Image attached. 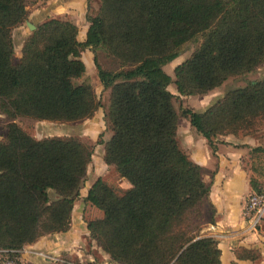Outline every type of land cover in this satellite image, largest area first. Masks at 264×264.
I'll list each match as a JSON object with an SVG mask.
<instances>
[{
	"label": "trees",
	"instance_id": "16d2710c",
	"mask_svg": "<svg viewBox=\"0 0 264 264\" xmlns=\"http://www.w3.org/2000/svg\"><path fill=\"white\" fill-rule=\"evenodd\" d=\"M26 1L0 0V114L9 120L0 140V259L70 228L92 144L79 136L36 139L15 119L91 118L100 102L88 82L76 83L89 49L108 91L103 120L110 136L99 134L96 143L104 146V163L129 184L123 192L100 177L91 184L84 200L101 216L86 221L89 237L118 264H220L218 241L202 234L215 222L210 184L178 140L176 96L168 87L205 95L262 64L264 0H99L98 11L85 14L84 41L74 23L52 17L30 31L15 58L13 31L27 20ZM195 42L172 78L163 67ZM99 48L117 70L99 64ZM180 116L212 151L218 136L262 139L264 76ZM251 151L264 154V147ZM249 185V194L260 191L253 177Z\"/></svg>",
	"mask_w": 264,
	"mask_h": 264
},
{
	"label": "crops",
	"instance_id": "0c3cea01",
	"mask_svg": "<svg viewBox=\"0 0 264 264\" xmlns=\"http://www.w3.org/2000/svg\"><path fill=\"white\" fill-rule=\"evenodd\" d=\"M87 1L27 0L28 17L26 21L36 27L37 24L48 18L68 19L78 27L77 39L84 41L88 28V22L85 19ZM29 33L30 30L25 23L13 31L14 50L18 58L21 56L23 41ZM83 55L82 53L81 58L84 62ZM84 75L82 77H85ZM82 81L84 80L79 82ZM170 91L174 94L172 90ZM208 106L196 111H204ZM177 137L189 158L202 168L203 181L210 184L208 199L215 209V222L214 224H207L202 229V234L214 237L218 241L220 264H264V221L256 230L251 231L241 216L244 199L251 190L250 177H253L260 186L264 185V166L260 167L253 163L256 156L253 157L251 151L257 146L264 147V130L262 139L241 135L218 136L214 140L216 149L212 151L207 140L196 133L189 122L180 119L178 120ZM97 149L100 151V157L103 161V144L97 145L96 151ZM93 157L92 154L91 159ZM98 177L101 178V176L96 178ZM95 179L80 189L79 197L81 199L85 198ZM76 205L77 201H75L72 209L69 230L42 236L36 242L24 246L19 253L22 264H50L56 260L60 262L57 264H63L60 255L64 252L72 253L75 251L78 256L81 254L78 248L82 238L74 237L76 235L74 227L79 221L82 222L79 218L76 220L74 217ZM92 208L96 209L93 206ZM96 210L99 212L98 217H100L101 212ZM83 226L84 235L89 236L86 224L83 223ZM250 250L256 251L257 258L255 261L249 258H240L236 254V252L245 253ZM39 254L49 258L44 260ZM90 256L87 260L89 262L93 260Z\"/></svg>",
	"mask_w": 264,
	"mask_h": 264
},
{
	"label": "rangeland",
	"instance_id": "374dc122",
	"mask_svg": "<svg viewBox=\"0 0 264 264\" xmlns=\"http://www.w3.org/2000/svg\"><path fill=\"white\" fill-rule=\"evenodd\" d=\"M89 1V10L86 7V12H90V14H95L99 8V0H88ZM86 14V13H85ZM198 43H187L184 45L181 50L180 55L166 64L163 68L167 74H169L173 78V67L184 61L191 52L197 47ZM83 59L86 64L85 77H81V79H76V83H79L80 80H84L88 82L100 102V107L96 110L94 115L85 120L74 121V122H66V121H37L30 118H17L15 122L24 129L28 134L35 137L36 139H43L53 136L58 137H69V136H79L82 140H84L87 144H92L93 146V155L94 157L91 159V162L87 166L86 178L83 184V187L90 184L97 176H101V178L110 186H112L117 192H123L125 189L129 187L128 182L120 177L115 171L114 167L111 165H105L100 157V151H96V146L101 145L100 143H96L98 141V136L101 134V140L106 139L110 136V132L105 130L103 115H104V107L107 104L108 100V91L104 90L101 86L95 65L93 63V53L90 50H84ZM97 60L99 64L108 70H117L118 64L107 55V53L99 48L96 51ZM15 58H18L15 53ZM264 76V62L260 64L254 71L250 73H246L243 75L233 76L228 78L225 82L222 83L221 86L214 89L213 91L205 94V95H196V96H181L175 91L174 85L171 84L169 86V90H172L176 96L174 99V107L179 114V120L184 119L185 122H189L186 118L181 117V109L186 107H191L194 110H200L205 108L206 106L213 103L216 99L223 96L225 92L232 88L243 87L248 81L258 80ZM9 120L0 114V140H2L6 133V126ZM96 135V136H95ZM83 136V137H81ZM95 136V137H93ZM93 138V139H92ZM100 138V137H99ZM252 156L255 157L253 163L257 166H264V154L260 152H252ZM77 205L75 207L74 217L77 220H81L74 227L76 230L75 238H82L80 247L81 254L78 256L75 251L72 253L64 252L60 256L63 264H118L116 262L111 261L108 255L102 251V249L96 244V242L90 238L89 236L84 235V225L86 221L97 218L99 212L92 208L89 203H87L83 198L80 197L76 200ZM263 220L260 222L262 224ZM237 254H243L241 252H236ZM93 258L91 262L87 261L88 256ZM245 255L253 258L252 261L257 258L256 251L250 250L244 253ZM88 255V256H87ZM44 259V258H42ZM44 260H47L46 258ZM57 264L59 261H53ZM60 263V262H59Z\"/></svg>",
	"mask_w": 264,
	"mask_h": 264
},
{
	"label": "built area",
	"instance_id": "2783aa9c",
	"mask_svg": "<svg viewBox=\"0 0 264 264\" xmlns=\"http://www.w3.org/2000/svg\"><path fill=\"white\" fill-rule=\"evenodd\" d=\"M241 216L249 230L254 231L260 225L264 218V185L260 187V191L248 194L244 199ZM11 257L0 259V264H22L19 253L12 252ZM42 258L48 259V256L39 254Z\"/></svg>",
	"mask_w": 264,
	"mask_h": 264
},
{
	"label": "water",
	"instance_id": "95a60500",
	"mask_svg": "<svg viewBox=\"0 0 264 264\" xmlns=\"http://www.w3.org/2000/svg\"><path fill=\"white\" fill-rule=\"evenodd\" d=\"M25 24L27 25V27L29 28L30 31H32V30L35 28V26L32 25V24H31L30 22H28V21H26Z\"/></svg>",
	"mask_w": 264,
	"mask_h": 264
}]
</instances>
